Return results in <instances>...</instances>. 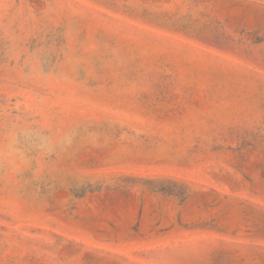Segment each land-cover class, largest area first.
I'll return each instance as SVG.
<instances>
[{"label":"rangeland","instance_id":"374dc122","mask_svg":"<svg viewBox=\"0 0 264 264\" xmlns=\"http://www.w3.org/2000/svg\"><path fill=\"white\" fill-rule=\"evenodd\" d=\"M0 264H264V0H0Z\"/></svg>","mask_w":264,"mask_h":264}]
</instances>
